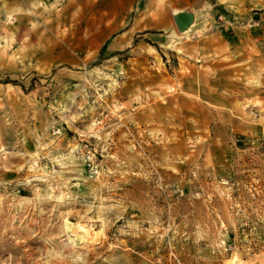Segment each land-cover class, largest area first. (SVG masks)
Masks as SVG:
<instances>
[{
  "label": "rangeland",
  "instance_id": "rangeland-1",
  "mask_svg": "<svg viewBox=\"0 0 264 264\" xmlns=\"http://www.w3.org/2000/svg\"><path fill=\"white\" fill-rule=\"evenodd\" d=\"M0 264H264V0H0Z\"/></svg>",
  "mask_w": 264,
  "mask_h": 264
},
{
  "label": "water",
  "instance_id": "water-1",
  "mask_svg": "<svg viewBox=\"0 0 264 264\" xmlns=\"http://www.w3.org/2000/svg\"><path fill=\"white\" fill-rule=\"evenodd\" d=\"M173 18L178 30L183 32L192 26L195 16L192 11L180 10L173 14Z\"/></svg>",
  "mask_w": 264,
  "mask_h": 264
},
{
  "label": "bare ground",
  "instance_id": "bare-ground-1",
  "mask_svg": "<svg viewBox=\"0 0 264 264\" xmlns=\"http://www.w3.org/2000/svg\"><path fill=\"white\" fill-rule=\"evenodd\" d=\"M68 228L70 229V232L73 233L74 236H80L78 235L79 232H81V238H90V232H89V229L88 227H86L85 225L83 224H69L68 225ZM69 231V230H68Z\"/></svg>",
  "mask_w": 264,
  "mask_h": 264
},
{
  "label": "crops",
  "instance_id": "crops-1",
  "mask_svg": "<svg viewBox=\"0 0 264 264\" xmlns=\"http://www.w3.org/2000/svg\"><path fill=\"white\" fill-rule=\"evenodd\" d=\"M179 10H180V9H179ZM179 10H178V11H179Z\"/></svg>",
  "mask_w": 264,
  "mask_h": 264
}]
</instances>
